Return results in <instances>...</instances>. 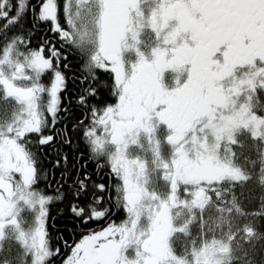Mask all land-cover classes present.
Returning <instances> with one entry per match:
<instances>
[{"label":"snow or ice","instance_id":"6c2138e0","mask_svg":"<svg viewBox=\"0 0 264 264\" xmlns=\"http://www.w3.org/2000/svg\"><path fill=\"white\" fill-rule=\"evenodd\" d=\"M0 264H264V0H0Z\"/></svg>","mask_w":264,"mask_h":264},{"label":"trees","instance_id":"16d2710c","mask_svg":"<svg viewBox=\"0 0 264 264\" xmlns=\"http://www.w3.org/2000/svg\"><path fill=\"white\" fill-rule=\"evenodd\" d=\"M58 2H59V0H58ZM90 167H91V165H90ZM57 179H58V177H57ZM251 187L254 188V191L251 193V195L252 196H258L260 194V189L258 187H255L254 185L251 186ZM245 207H246V210H248V211H256L257 208L259 207L258 200H251V202H249V201L246 200L245 201ZM50 212L51 213H55V208L54 207L51 208L50 209ZM124 218H126V214H125V217Z\"/></svg>","mask_w":264,"mask_h":264},{"label":"rangeland","instance_id":"374dc122","mask_svg":"<svg viewBox=\"0 0 264 264\" xmlns=\"http://www.w3.org/2000/svg\"><path fill=\"white\" fill-rule=\"evenodd\" d=\"M256 211H259V207L257 208V210Z\"/></svg>","mask_w":264,"mask_h":264}]
</instances>
